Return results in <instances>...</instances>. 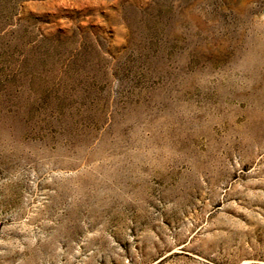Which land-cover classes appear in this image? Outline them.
I'll return each mask as SVG.
<instances>
[{
  "label": "rangeland",
  "instance_id": "rangeland-1",
  "mask_svg": "<svg viewBox=\"0 0 264 264\" xmlns=\"http://www.w3.org/2000/svg\"><path fill=\"white\" fill-rule=\"evenodd\" d=\"M0 264H264V0H0Z\"/></svg>",
  "mask_w": 264,
  "mask_h": 264
},
{
  "label": "bare ground",
  "instance_id": "bare-ground-1",
  "mask_svg": "<svg viewBox=\"0 0 264 264\" xmlns=\"http://www.w3.org/2000/svg\"><path fill=\"white\" fill-rule=\"evenodd\" d=\"M226 250V249H225ZM199 258H201V259H208L210 262H214L212 259H210V258H205V256H202V257H200L199 256ZM212 258V257H211ZM247 262V261H246Z\"/></svg>",
  "mask_w": 264,
  "mask_h": 264
}]
</instances>
